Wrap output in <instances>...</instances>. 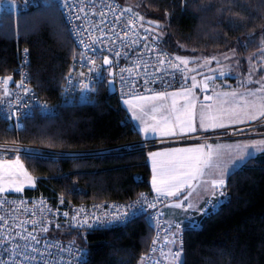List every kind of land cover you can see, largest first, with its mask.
<instances>
[{"label":"trees","instance_id":"obj_1","mask_svg":"<svg viewBox=\"0 0 264 264\" xmlns=\"http://www.w3.org/2000/svg\"><path fill=\"white\" fill-rule=\"evenodd\" d=\"M35 1L27 11H6L0 25V79L16 80L27 49L30 85L37 98L57 106V113L34 114L23 120L21 131L0 118V142L39 147L46 155L0 160L19 159L36 181L33 189L5 197L42 196L69 215L93 202L128 203L152 193L141 137L107 82H100L85 104L59 103L77 52L56 0ZM118 1L142 15L145 26L156 21L161 48L175 57L233 53L237 59L259 52L264 0ZM61 152L92 154L64 158ZM225 190L229 200L200 229L183 232L179 264H264V154L233 171ZM69 222L55 225L52 237L86 249V264H140L152 237L145 217L102 231L74 230Z\"/></svg>","mask_w":264,"mask_h":264},{"label":"built area","instance_id":"obj_2","mask_svg":"<svg viewBox=\"0 0 264 264\" xmlns=\"http://www.w3.org/2000/svg\"><path fill=\"white\" fill-rule=\"evenodd\" d=\"M43 3H48L45 1ZM56 6L59 9L64 25L66 26L68 33L75 45L76 56L73 59L71 65V72L66 78L62 89L59 94V103L61 105H74L85 104L90 101L91 96L95 90V87L102 81H108L109 68L101 67L97 73L90 74L88 68L91 66L90 61L96 59L97 67L103 65V57L107 55L112 61L110 68L114 72V88L115 94L119 101L137 99L141 96L150 97L157 92H173L175 90L188 86L185 78L184 68L176 61L175 56L164 51L161 48V43L154 45L153 42L148 39H141L145 35H155L154 33L145 34L143 31V24L141 27L138 22L136 25V31L128 29L127 25L131 13H124L122 10L125 8L118 0H83V6L85 8L84 13L70 12L68 8L63 7L64 0H56ZM70 4H75L77 7L81 6V0H69ZM35 0H18L16 9H10L13 14L27 11L30 7L35 6ZM113 5L116 11L113 13L109 11L107 5ZM6 9L0 4V25L4 21ZM95 15H92V13ZM104 13L101 23L100 13ZM87 13V23H85L83 17ZM79 14L82 19H75ZM115 16H121L120 22L115 20ZM84 24L85 28H92L93 34L97 37V42L92 44L91 39L87 32H81L79 25ZM111 28H114L119 35H112ZM100 29V30H96ZM125 31L129 32V35L125 37L123 34ZM80 32V35L76 33ZM137 32L139 36H137ZM109 37H112L111 42ZM80 40L84 41L81 45ZM135 41V43L133 42ZM145 45L148 47L146 48ZM156 46L160 51L165 53L164 59L166 62L161 65L157 60V52L151 49ZM121 53L120 56H116V52ZM83 53V55H81ZM28 53L25 54V50L22 51L21 65L18 68V74L16 80L13 79L9 91L11 95L7 98L3 97L2 87H0V118L7 121L15 131H21L24 127L23 120L31 117L34 114H38L45 117H51L56 115L57 106L46 102L45 100L36 97L33 88L30 85V76L27 70ZM173 64L176 67H173ZM124 70L123 72L121 70ZM83 72V76H81ZM69 77H71V83H69ZM23 78L24 86L28 89V94L25 95L23 89H17L16 84L20 83ZM89 85L88 89L81 90L80 81ZM147 80V84L145 81ZM17 96L20 97L17 100ZM15 112L16 115L8 119V116ZM264 128V121H257L253 124L227 129L220 132L216 139H243L254 136H264L262 132ZM256 130H261V133H253ZM130 146L127 148L129 149ZM148 147H144L143 150H147ZM39 150V152L33 153ZM44 149H39L22 143H6L0 142V160L11 159L14 156H46L43 154ZM50 152V151H48ZM92 153H74V152H61L60 157L64 158H77L81 156L91 155ZM224 195L220 196L219 191L215 195L211 196L205 201L200 209L194 211L189 210L188 206L183 204V207L178 208L181 211H185L182 220L167 222L165 219V210L170 207L171 200L169 198L160 197L156 199V195L153 193L141 195L146 196L149 201H155L156 207L149 208L147 204L143 206L144 210H141L137 205V200L141 195L132 202H93L87 205L76 207L68 216H65L64 211H61L59 207L51 206L48 200L42 196L36 197H0V217H5L6 223L0 222V228L4 229L3 235L8 238L11 243L0 244V259L8 260L9 257L5 254V247H11L12 244L23 243L18 238H15L16 232H22L27 235V232L20 227L21 224L27 231L33 230V221L38 220L43 212L45 219V226L48 227L47 233H34L40 235V247H43L45 239L49 242L63 246L64 252L62 256L65 261L73 260L79 257L80 253L78 249L83 250L86 256L83 257L84 261H88L89 253L86 249L66 243L58 238L52 237V229L55 225L62 220L69 218L70 227L74 230H109L112 228L122 227L129 222L139 217H145L152 232V237L148 249L141 258L144 257L142 264H179L180 261H174L169 255L170 251H180L182 254V234L187 229L198 230L201 228L202 221L219 209L221 205L229 200V194L224 189ZM23 201V203H21ZM129 205L134 207L129 208ZM84 211L80 212L79 210ZM119 211L121 215L129 213V219L126 221L114 220V215ZM135 212V216H131V213ZM77 213H79L77 215ZM90 217L89 223H93L97 217L104 220L105 223L99 224L93 228L81 227L80 222L85 215ZM77 215V220L72 221V216ZM15 221V225H13ZM48 221H51L50 223ZM110 221V223H109ZM75 223V227L72 225ZM180 227L177 228L176 225ZM9 226H12L11 228ZM175 239L176 243L172 244L171 241ZM153 240H156V244L153 245ZM166 241H168L166 243ZM155 248V251L152 249ZM71 250V253L69 252ZM51 251L55 254L57 248H52ZM54 259L59 261L60 256H54ZM141 264V260H140Z\"/></svg>","mask_w":264,"mask_h":264},{"label":"snow or ice","instance_id":"obj_3","mask_svg":"<svg viewBox=\"0 0 264 264\" xmlns=\"http://www.w3.org/2000/svg\"><path fill=\"white\" fill-rule=\"evenodd\" d=\"M58 2V0H57ZM63 7L68 8L70 12L75 13H84L85 8L83 6V0H81V6L77 7L75 4H70L69 0H64ZM109 11L113 13L116 11L115 7L111 4L107 5ZM124 13H131L128 22V29L133 32L136 31V25L139 22L141 27H143L144 17L139 13L132 12L130 8L125 7L122 10ZM92 15H95L93 12ZM102 19L101 23L104 22L103 17L104 13H100ZM167 15V13H166ZM75 19L80 20L82 17L77 14ZM85 23H87V13H85L83 17ZM122 19L121 16H115V20L120 22ZM147 24L149 27H144L143 31L145 34L156 32L155 35H145L140 37L141 39L148 40L150 39L154 45H158L160 42V32L162 29L160 25L153 20H148ZM155 27H152V26ZM81 32H87L89 38L91 39L92 44L97 42V37L93 34L92 28H85L84 24L79 25ZM100 30V29H96ZM112 31V35H119L116 33L114 28L110 29ZM80 35V32L76 33ZM125 37L129 35L128 31H125L123 34ZM137 36L139 33L137 32ZM252 38H249V42H251ZM109 40L114 43L112 37H109ZM135 43V41H133ZM81 45L84 44L83 40H80ZM147 48L148 46L145 45ZM152 51L157 52V60L163 65L166 62L170 63L171 61H166L164 59L165 53L160 51L158 47L154 46ZM259 54L262 58H264V35H262L260 46H259ZM28 50L25 49V54L27 55ZM116 56H120L121 53L117 51ZM83 55V53H81ZM176 61H179L180 64L184 65L185 68L188 67L189 61L180 56H176L174 58ZM253 58H249V64L251 65ZM209 61H206L208 63ZM219 63V62H218ZM91 66L88 68V72L90 74L97 73L100 71L103 66H111L112 61L109 59L107 55L103 57V65L97 67L96 59H92L90 61ZM173 67H176L173 64ZM124 71L123 69L121 70ZM83 76V72L80 74ZM114 72L109 70L108 76L114 78ZM220 75L223 77L225 73L221 71ZM252 75V69L249 70V77ZM212 77H206L204 81L197 83L196 77L193 76V83L190 88H183L180 92L168 93V92H157L150 97L141 96L137 98V101L134 102L132 100H124V103L128 105L129 110L132 112L133 120H140L142 123V127L140 128V132L147 134L151 132L152 134L158 137H175L179 139H198L199 137L194 136L192 134L195 133H204L207 134L209 132L215 131L216 129H224L227 130L232 125L244 124L247 121H261L264 120V77H261V80L258 81L260 87L255 89V91L248 92L246 95L238 94L236 91L231 92H222L218 93L215 97L216 105L215 107L211 104L201 105L202 110L197 113V102L193 97V89L200 88L201 91L207 92L208 90V81L211 80ZM12 81V76H7L3 79H0V87L3 88V96L9 97L11 92L9 91V82ZM256 82V81H249ZM69 83H71V77H69ZM112 83V81H110ZM147 84V80L145 81ZM243 86V84L241 85ZM17 89H23L25 95L28 94V89L24 86L23 78L20 83L16 84ZM81 90H85L89 88V85L84 83L83 80L80 81ZM259 94V96H258ZM258 99L249 100L247 97H257ZM171 97L172 104L169 107L167 104H162L159 108L152 106L148 108L145 103H140V101H167V99ZM182 97L184 103L178 105L177 98ZM20 97L17 96V100ZM213 97L209 95L204 96L205 101L212 100ZM149 112H151V123L145 120L144 117ZM159 112L160 116L157 117L156 113ZM16 115L15 112H12L8 119L10 120L12 116ZM197 116H198V124H197ZM204 139H208L209 137L205 135ZM232 149L235 150V156L237 161L240 163H245L247 158L252 155V152L249 149H254L257 152H264V139L260 140H251L248 142L240 143L238 142L235 145L229 146V154H232ZM223 155V150L219 144H198L194 147H173L169 148L165 151H157V152H149V159L152 161V180L151 186L152 191L156 194V199L158 200L160 197L165 198H179L183 196V199L186 200L192 195V190L205 186V190H207V185H211L212 194L215 195L217 191H219L220 196L224 195V187H225V179L224 176L227 175L229 169L227 167L221 168L219 160ZM15 168L19 171L21 175L25 177L29 185L34 186V181L28 175V173L24 170L22 164H20L19 159L14 162ZM233 166H235V162H233ZM8 167L11 171L12 164L5 163L0 165V168ZM214 173L219 174V178H216ZM24 183L21 182H11L10 190L20 193L23 191ZM5 186L0 184V193L4 192ZM185 190L187 191V195H184ZM61 202H63L61 200ZM23 203V201H21ZM137 205L140 206L141 210L143 206L147 204L149 208H155L156 202L149 201L146 196L141 195V197L137 200ZM134 207V205H129V208ZM171 207L181 208L183 207L182 202H177L172 204ZM191 207V205H188ZM80 212L84 211L83 209L79 210ZM79 213H77L78 215ZM65 216H68V213H64ZM77 215L72 216V221L75 222L77 220ZM136 213L132 212L131 216H135ZM90 217L86 214L81 222L80 226L87 228H93L99 224L105 223L104 220H101L99 217L93 223H89ZM114 220L117 221H126L129 219V213H124L121 215L119 211L114 215ZM0 222L6 223L5 217H0ZM49 223L51 221H48ZM110 223V221H109ZM13 225H15V221H13ZM59 227V225H57ZM75 227V223L72 225ZM10 228L12 226H9ZM21 228L27 232V235H24L22 232H16L15 238H18L23 243L12 244L11 247H5V254L8 255V260L0 259V264H86V261L83 260V257L86 256V253L83 250L78 249L77 251L80 253L79 257L73 260L65 261L62 253L64 252L63 246L55 245L45 239L43 247H40L41 236L34 233H47L49 231L48 227L45 226V219L43 216V212L38 220L33 221V230L27 231L24 228V225H20ZM177 228L180 227L179 224L176 225ZM4 229L0 228V244H9L11 241L8 240L6 236L3 235ZM156 240H153V245L156 244ZM168 241H166L167 243ZM172 244L176 243V240L173 239L171 241ZM57 248V252L54 254L51 249ZM155 251V248L152 249ZM71 253V250H69ZM174 261H180L181 252L175 251L169 253ZM54 256H60L59 261L54 259ZM144 257L141 258V264L143 262ZM182 264V262H181Z\"/></svg>","mask_w":264,"mask_h":264},{"label":"rangeland","instance_id":"obj_4","mask_svg":"<svg viewBox=\"0 0 264 264\" xmlns=\"http://www.w3.org/2000/svg\"><path fill=\"white\" fill-rule=\"evenodd\" d=\"M0 4L6 9H16L18 5V0H0ZM234 56L235 55L233 53H226L222 55L221 54H215V55L211 54L210 56L206 58L205 57L197 58L198 56L182 57L189 61L187 68H185V66L181 64L182 67L184 68L186 76L188 77L190 75L195 76L197 83L204 81L206 77H212V79L208 81L207 92L201 91L199 87L192 90L194 92L193 94H195L193 97L195 101L197 102V109H196L197 113H199L202 110H207V109H202L201 105L211 104L215 107L216 105L215 97L218 93H222L225 91L227 92L236 91L238 94L246 95L248 92L255 91V89L260 87V84L258 83V81L261 80V77H264V58L260 56L259 52H252L248 55H244L242 58L237 57V59H234ZM249 58H253L251 65L249 64ZM206 61H209V62L206 63ZM250 68L252 69L251 80L256 81V82H249L250 80H248L250 78L249 77ZM221 71L225 73L223 77L220 75ZM187 83L189 84L188 81ZM242 84L243 86H241ZM255 85H256V88H254ZM190 87L191 86L188 85L187 88H190ZM205 95L212 96L213 99L210 101H205L204 100ZM258 96L257 97H247V99L249 100L258 99ZM140 103H145L146 105H154L155 103L166 104L164 101H147V102L144 101ZM177 103L183 104L184 103L183 98L182 97L177 98ZM171 104H172V101H171ZM236 128H239V127H236ZM230 129H233V128H230ZM261 130L262 132H264V128H262ZM261 130H256L253 133H261ZM260 139H264V136H254V137H248V138H243V139L234 138L230 140L222 139V140H217L216 142L207 143V144H213V145L219 144L223 150V155L221 156L219 163L221 165V168L227 167L229 169L227 175L224 176L225 181L230 173L241 168L247 162V160H249V158L257 157V155L264 153V152H257L254 149H249V151L252 152V155L247 158L245 163H240L239 161H237L234 149H232V154L231 155L229 154V146L235 145L238 142L244 143V142H248L251 140H260ZM146 146L148 145H142V147L139 150H143L142 148ZM32 147H35V146H32ZM39 149H42V148H39ZM128 151H131V150L128 149ZM36 152H39V150L34 151L33 153H36ZM16 160L17 159L0 161V165L5 164L6 162L12 164L11 171L9 170L8 167L0 168V184H3L6 189L4 192L0 193V197H5L8 194H22L24 190L33 189L35 187V183H34V186L29 185L25 177L21 175L19 171L15 168L14 162ZM19 162L20 164L23 165V163L20 160ZM146 162H148L147 159H146ZM233 162H235V166H233ZM23 167H24V170L28 173V175L32 178V180L36 182L35 178L28 172L26 167L24 165ZM214 175H216V178H219L218 173H214ZM13 181L15 182L22 181L24 183V188L22 192L16 193L10 190L11 182ZM206 187H207V190H205V186L203 185L199 188H196L195 190H192V195L188 199H186V201H189V199H192L193 202H197L196 200H198L200 197H202L203 195L206 196L207 193L212 191L211 185H207ZM185 192H187V190H185ZM184 195H187V193H184ZM186 201L182 197V201H179V202H182L183 204L188 206L189 204ZM171 204H170V207L168 208H171ZM188 209L196 211L200 208L195 209L193 207H188ZM181 212L184 215L185 211L182 210ZM183 215L180 219H177V220H182Z\"/></svg>","mask_w":264,"mask_h":264},{"label":"crops","instance_id":"obj_5","mask_svg":"<svg viewBox=\"0 0 264 264\" xmlns=\"http://www.w3.org/2000/svg\"><path fill=\"white\" fill-rule=\"evenodd\" d=\"M192 77L193 75H190L189 77L186 76L185 74V78L186 80L189 82V85L191 86V84L193 83V80H192ZM248 80H251V77L248 79ZM247 80V81H248ZM13 81V79H12ZM12 81L9 82V89H10V85L12 83ZM253 81V80H251ZM213 84V83H211ZM245 85V84H244ZM248 85V83H247ZM188 87V86H187ZM187 87H184V88H187ZM254 88H256V85L254 86ZM183 88L181 89H178V90H175L173 92H170V93H174V92H180L182 91ZM2 93H3V89H2ZM194 93V92H193ZM195 94H193L194 96ZM4 97V96H3ZM7 98V97H5ZM179 98V97H178ZM132 101L136 102L137 99H131ZM171 97H169L167 99V101H164L169 107L171 106ZM140 102H144V101H140ZM162 105V103H155L154 105H146L148 108H151L152 106H155L157 108H159L160 106ZM178 105H181L180 103H178ZM124 106V109L126 110V112L128 113L135 129L137 130V132L139 133L140 137H141V141L140 143L142 145H147V144H153L154 146L150 149H148L146 151V159L148 160L147 164H148V167H149V170H150V180H149V188H150V191L155 194L153 191H152V186H151V180H152V162L151 160L149 159V152H157V151H165L169 148H173V147H194L198 144H207V143H210V142H216L217 140H222V139H216L214 138L216 135H219L220 132H223L225 131L224 129H216L215 131H212V132H209L207 134H204V133H195V134H192L194 136H197L199 137L198 139H193V138H188V139H179V138H175V137H158L154 134H152L151 132L147 133V134H144L142 132H140V128L143 126L141 121L140 120H133L132 119V112L129 110V107L128 105H126L125 103L123 104ZM151 112H149L147 115H145L144 119L149 121V123H151ZM157 117L160 116V113L157 112L156 113ZM256 121H247L245 122L244 124H237V125H232L230 126L228 129L230 128H236V127H243V126H247V125H250V124H253L255 123ZM197 124H198V117H197ZM207 135L209 138L208 139H204L203 137ZM263 138V137H261ZM230 140V139H228ZM264 154V153H262ZM262 154H259V155H262ZM257 155V156H259ZM252 158H255V157H252ZM250 159V158H249ZM231 174V173H230ZM229 174V175H230ZM188 191V190H187ZM187 193V192H185ZM212 194V191L207 193L206 196H202L200 197L198 200H196L197 202H193L192 199H189V201H186L189 205H191V207L197 209V208H200L202 207V205L205 203V201L210 197V195ZM156 195V194H155ZM182 197L181 196L179 198V200L177 198H170L171 199V202L172 204H175L179 201H182ZM171 204V205H172ZM182 212L178 209V208H174V207H171V208H168L165 210V219L171 223L177 219H180L182 217Z\"/></svg>","mask_w":264,"mask_h":264},{"label":"water","instance_id":"obj_6","mask_svg":"<svg viewBox=\"0 0 264 264\" xmlns=\"http://www.w3.org/2000/svg\"><path fill=\"white\" fill-rule=\"evenodd\" d=\"M104 68H107V69L109 68V70L112 71L110 66H104ZM107 77H108V81H107L108 91H109L110 94L113 95L115 93L114 80H113V77H109L108 75H107ZM110 81H112V83H110Z\"/></svg>","mask_w":264,"mask_h":264}]
</instances>
